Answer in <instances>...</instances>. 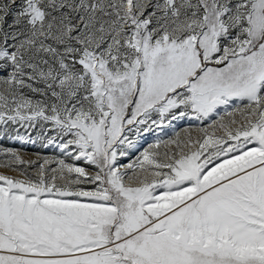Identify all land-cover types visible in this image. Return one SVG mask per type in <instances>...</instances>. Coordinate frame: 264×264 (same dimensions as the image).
Instances as JSON below:
<instances>
[{"label": "snow or ice", "instance_id": "6c2138e0", "mask_svg": "<svg viewBox=\"0 0 264 264\" xmlns=\"http://www.w3.org/2000/svg\"><path fill=\"white\" fill-rule=\"evenodd\" d=\"M4 139L0 264H264V0H0Z\"/></svg>", "mask_w": 264, "mask_h": 264}, {"label": "rangeland", "instance_id": "374dc122", "mask_svg": "<svg viewBox=\"0 0 264 264\" xmlns=\"http://www.w3.org/2000/svg\"><path fill=\"white\" fill-rule=\"evenodd\" d=\"M0 147H11L19 149L24 159L31 160L38 159V156H52L55 154L52 149H43L39 147V145H21L19 142L10 141L7 139L0 141ZM0 172H8V174L10 175H16V173L10 172L9 170L3 168H0Z\"/></svg>", "mask_w": 264, "mask_h": 264}]
</instances>
